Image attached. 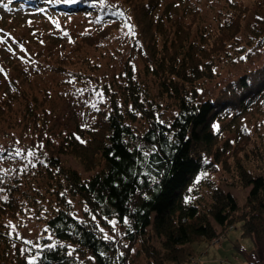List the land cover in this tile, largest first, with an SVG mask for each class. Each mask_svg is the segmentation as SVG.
Instances as JSON below:
<instances>
[{"label": "trees", "instance_id": "16d2710c", "mask_svg": "<svg viewBox=\"0 0 264 264\" xmlns=\"http://www.w3.org/2000/svg\"><path fill=\"white\" fill-rule=\"evenodd\" d=\"M12 1L15 8L86 13L117 24V16L112 15L116 11L98 0L75 4ZM121 1L132 15L135 51L144 64L143 73L151 77L150 87L129 71L118 83L116 94L107 96L98 117L89 125H77L68 134L55 136L58 142L43 136L45 110L38 108L33 97L29 99L25 92L11 96L6 90L0 99V116L10 114L3 117L10 123L9 119L32 124L39 142L49 149L50 163L44 172L30 165L22 173L15 169L7 180L0 172V264H29L31 256H36L35 264H130L129 251L134 245L149 264H186L192 243L214 239L229 226L239 227L242 236L252 239L253 257L260 254L264 143L259 148L237 122L264 96V62L229 79L214 95L201 99L197 90L198 81L213 77L216 60L229 55V43L238 40L251 7L229 0L231 14L215 30H207L198 24L202 20L200 0ZM262 18L258 15L252 22L251 34L241 40L238 54L253 45L254 39L264 41ZM194 28L198 31L192 35ZM93 36L84 33L80 39L93 45L99 40ZM85 73L75 75L81 80ZM163 107H169L168 114L161 112ZM136 122L138 129L133 126ZM215 122L233 136L238 132L237 141L246 144L232 145L230 139H223L213 127ZM59 154L73 155L87 174L60 161ZM219 168L221 177L216 174ZM224 184L249 186L244 202L239 204ZM45 193L53 202L48 212L42 211ZM74 200L81 204V216L74 213ZM27 208L37 211L43 231L37 241L41 247L32 246L30 252L12 256L9 224ZM112 219L122 226V235L113 232L105 239L96 222L107 225ZM53 243L55 249L43 247Z\"/></svg>", "mask_w": 264, "mask_h": 264}, {"label": "rangeland", "instance_id": "374dc122", "mask_svg": "<svg viewBox=\"0 0 264 264\" xmlns=\"http://www.w3.org/2000/svg\"><path fill=\"white\" fill-rule=\"evenodd\" d=\"M98 1L107 5L111 11L123 12L124 16H117V24H112L110 22L113 19H104L92 14L37 11L29 7L15 8L14 1L0 0V99L7 94L6 90L13 94L11 96L25 92L29 99L33 97L36 104L39 103L38 108L45 110L47 127L42 134L55 142H58L55 136L68 134L77 125L86 126L92 123L104 108V102H108L107 96L110 93L116 94L118 83L129 71L140 83L147 87L152 85L151 77L143 73L144 64L135 51L136 35L127 34L125 20L129 17L136 33L129 8L121 0ZM240 1L251 7L248 16L242 21L245 26H242L238 34L237 43H229V55L216 60L213 77L197 82L198 96L201 99L214 95L229 79L264 62V41L254 39L253 45L239 51V54L237 52L242 46L240 43L245 40L247 34H251L252 22L258 15L264 16V0ZM199 2L202 20L198 24L205 26L207 30H215L216 24L231 14L229 0ZM197 31L198 29H192V35ZM100 32L103 35L99 38ZM84 33L93 34L94 39L99 38L98 43L90 45L82 41L80 36ZM20 45H23L26 51H21ZM20 57H24V60ZM77 71L79 74L87 72L81 79L83 81L75 75ZM97 92L102 93V97L98 96ZM21 100L23 101V98ZM93 104L96 105L95 108L92 107ZM168 108L163 107L161 112L168 114ZM40 112L43 113L41 110ZM5 116H0V172L3 173V179H9L15 169H20L19 172L22 173L30 166H35L39 172L46 171L50 164L47 158L49 149L44 146L37 147L43 143L37 139V131L33 125L26 126L23 121L20 124L13 123L12 119H9L10 123L5 120L7 118H3ZM139 119L137 121L141 122L142 118ZM237 123L261 148L264 143V96ZM214 125H218L215 129L221 131L219 135L223 139H230L232 145L238 142V132L234 131L233 136L232 133L222 130V123L215 122ZM133 126L138 129L140 124L136 122ZM258 134L263 138L257 137ZM241 141L239 140L237 146L246 144L245 140ZM18 149L20 155L15 154ZM29 150L35 151V155L28 156ZM59 158L68 166L84 170L81 161L71 154H59ZM216 174L221 177L222 169ZM35 178L36 175L32 180ZM223 188L234 194L239 204L244 202L249 190V186L237 184H224ZM44 198L42 211L48 212L53 202L49 194L45 193ZM72 205L74 213L81 216L83 210L80 202L74 200ZM33 209L27 208L19 219L11 221V224L16 226L10 235L12 256H22L30 252L32 245L25 241L38 244L39 236L43 234L35 215L37 211ZM113 221L114 224L111 223ZM96 223L103 236L110 237L113 232L122 235V226L115 219L109 220L107 225L100 224L99 221ZM9 231H12L11 228ZM119 235L118 239L126 244L125 239ZM258 245L261 254L258 256H262L260 261H257V255L253 257L252 239L242 236L239 227L229 226L214 239H202L192 243V256L186 264H264V238ZM129 252L130 264H149L136 245Z\"/></svg>", "mask_w": 264, "mask_h": 264}, {"label": "snow or ice", "instance_id": "6c2138e0", "mask_svg": "<svg viewBox=\"0 0 264 264\" xmlns=\"http://www.w3.org/2000/svg\"><path fill=\"white\" fill-rule=\"evenodd\" d=\"M62 2L65 3V4H75V3H77V0H62ZM112 15L123 17V16H124V13H123V12H120V11H117V12H113ZM130 19H131V18L129 17V18H127V19L125 20V27L128 28V33H127V34L132 35V36H135L136 33H135V31H134V26L131 25V23H130ZM262 19H264V18H262ZM0 42H2V41H0ZM20 48H21V51H26V49L23 48V45H20ZM9 50L11 51V48H9ZM20 59H21V60H24V57H20ZM69 82L71 83V81H69ZM81 91H82V90H81ZM201 91H202V90H201ZM96 94H97L98 96H100V97H102V95H103V94L100 93V92H97ZM92 107L95 108L96 105L93 104ZM97 110H99V109H97ZM160 123H164V122H163V121H160ZM213 127H214V128H218V125H213ZM74 135H75V134H74ZM76 139L79 140L81 143H85V141L81 140L80 137H78V136L76 137ZM37 147H38V148H42L43 145L41 144V145H38ZM154 148H155V146H154ZM15 154H16V155H20V150L18 149V150L16 151ZM27 155H28V156H34V155H35V151H33V150H29L28 153H27ZM144 155L147 156L148 153H144ZM116 159H119V157H116ZM205 175H206V174H205ZM5 199H6V198H5ZM69 203H71V201H69ZM86 210H87V209H86ZM93 220H95V217H93ZM111 223L114 224L115 222L113 221V222H111ZM125 223H127V220H125ZM9 226H10V228H11L12 231H10L8 234L11 235L12 232L15 231V227H16V226L13 225V224H11V222H10ZM101 231H103V229H101ZM17 238H18V239L20 238L18 233H17ZM104 238H105V239H109V237H107V236H105ZM49 239H51V237H49ZM25 243L30 244V245H32L33 247H36V248H40V247H41L39 244H33L32 241H25ZM43 247H44V248H47V249H55V248L57 247V245H56L55 243H53V244L44 245ZM21 251H23V250H21ZM67 255L71 256V255H72V251H69V252L67 253ZM121 255H123V254L121 253ZM35 261H36V256H31V257H29V264H35Z\"/></svg>", "mask_w": 264, "mask_h": 264}]
</instances>
